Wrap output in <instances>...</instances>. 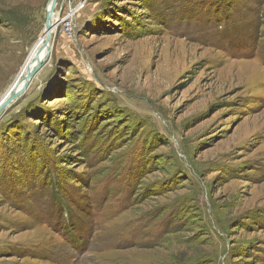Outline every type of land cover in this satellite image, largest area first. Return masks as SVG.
<instances>
[{
	"label": "rangeland",
	"instance_id": "rangeland-1",
	"mask_svg": "<svg viewBox=\"0 0 264 264\" xmlns=\"http://www.w3.org/2000/svg\"><path fill=\"white\" fill-rule=\"evenodd\" d=\"M49 3L0 0V99ZM54 15L0 114V264H264V0Z\"/></svg>",
	"mask_w": 264,
	"mask_h": 264
},
{
	"label": "water",
	"instance_id": "water-1",
	"mask_svg": "<svg viewBox=\"0 0 264 264\" xmlns=\"http://www.w3.org/2000/svg\"><path fill=\"white\" fill-rule=\"evenodd\" d=\"M57 4V0H50V3L48 5V9L46 12V28H45V36L46 40H45V44L43 45V47L46 49V56L45 58L42 55V50L40 49L38 54H37V58H35V60H28V65H27V71L24 74V70L22 71V73H20V75L18 76V78L15 80V82L11 85V87L8 89V91L3 95V97L0 99V114L8 107L10 106V104L16 100L17 98H19L30 86L32 80L34 79L35 75L37 74V72L40 70V68L42 67L43 63L45 62V60L47 59V57L49 56V52H50V40H51V19L54 15V8ZM42 36L41 42L44 40L45 36ZM35 61V64H34ZM23 76V78H22ZM22 83V86H20Z\"/></svg>",
	"mask_w": 264,
	"mask_h": 264
},
{
	"label": "built area",
	"instance_id": "built-area-1",
	"mask_svg": "<svg viewBox=\"0 0 264 264\" xmlns=\"http://www.w3.org/2000/svg\"><path fill=\"white\" fill-rule=\"evenodd\" d=\"M84 4H72L69 7V10L67 13L60 19V23L63 28V33H65L67 36L71 37L75 33L76 30V20L78 17V14L83 9ZM62 10V7L60 8V11ZM59 11V12H60ZM57 21H59L57 19Z\"/></svg>",
	"mask_w": 264,
	"mask_h": 264
},
{
	"label": "bare ground",
	"instance_id": "bare-ground-1",
	"mask_svg": "<svg viewBox=\"0 0 264 264\" xmlns=\"http://www.w3.org/2000/svg\"><path fill=\"white\" fill-rule=\"evenodd\" d=\"M57 19L55 18V15H53V17H52V19H51V34L54 32V30H56V28H57V24L58 23H55V21H56ZM45 36V35H44ZM46 37L47 36H45L44 37V40L41 42V39L36 43V45L34 46V48H33V50H32V52H31V54H30V56H29V58L27 59V62H26V64L24 65V67H23V69H22V71L24 70V74L26 73V69H27V65H28V60H35V58H37V54H38V52H39V50L41 49L42 50V55H43V57L45 58V56H46V49L43 47V45L45 44V40H46ZM34 64H35V61H34ZM22 71L20 72V73H22ZM20 75V74H19ZM18 78V77H17ZM22 78H23V76H22ZM20 86H22V83H21V85Z\"/></svg>",
	"mask_w": 264,
	"mask_h": 264
}]
</instances>
